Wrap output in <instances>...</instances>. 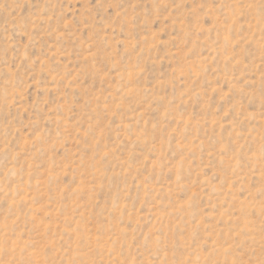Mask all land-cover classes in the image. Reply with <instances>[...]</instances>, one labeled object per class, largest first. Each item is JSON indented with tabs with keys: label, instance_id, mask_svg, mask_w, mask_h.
<instances>
[{
	"label": "rangeland",
	"instance_id": "374dc122",
	"mask_svg": "<svg viewBox=\"0 0 264 264\" xmlns=\"http://www.w3.org/2000/svg\"><path fill=\"white\" fill-rule=\"evenodd\" d=\"M0 264H264V0H0Z\"/></svg>",
	"mask_w": 264,
	"mask_h": 264
}]
</instances>
